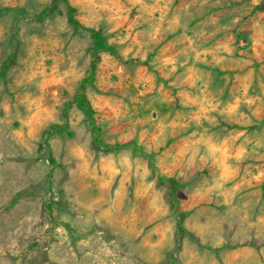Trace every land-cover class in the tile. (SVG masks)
<instances>
[{
    "label": "rangeland",
    "instance_id": "rangeland-1",
    "mask_svg": "<svg viewBox=\"0 0 264 264\" xmlns=\"http://www.w3.org/2000/svg\"><path fill=\"white\" fill-rule=\"evenodd\" d=\"M68 1L118 54L86 88L103 141L134 140L172 179L64 107L90 40L64 6L0 0L49 8L17 21L0 80V264H264V0Z\"/></svg>",
    "mask_w": 264,
    "mask_h": 264
},
{
    "label": "trees",
    "instance_id": "trees-1",
    "mask_svg": "<svg viewBox=\"0 0 264 264\" xmlns=\"http://www.w3.org/2000/svg\"><path fill=\"white\" fill-rule=\"evenodd\" d=\"M64 6V14L66 22L74 29H81L88 32L90 40L88 46V67L86 73L80 78L78 89L71 95V97L65 101L64 107H68L71 104H74L84 115L86 118L89 130L91 132V139L94 143L101 145L103 147L114 148V149H121L125 146L129 147L131 150L140 153L143 157L146 158L148 166L152 170H156L155 166L152 164V152L146 151L142 145L136 144L134 140L126 141V142H115L113 144L105 143L102 139V132L100 126L96 123L94 117V109L90 105L86 95V88L88 85L93 83L95 77V70L97 66V61L99 58L100 52H107L113 57H118V54L112 44L107 41V38L104 34H102L98 29L93 28L91 26H87L82 24L73 14V7L68 0H58ZM49 12V8H45L38 13H34L32 15L28 14L24 7L20 5H1L0 6V15L2 14H10L14 17L12 31H10L8 35V40L10 44V50L5 55L0 63V80L5 83V74L6 70L14 58L18 48V39H17V21L26 17V16H33L35 18L42 17L44 14ZM143 63H147V61H141ZM64 130V124L62 123H53L51 125L50 132H59ZM67 134H71L67 132ZM46 147L49 149V144L45 140ZM49 160L52 161V157L49 156ZM158 179L169 182L172 178L166 176L164 174L155 171ZM174 210L177 211V201L173 195L172 201ZM47 211L51 214V207L50 204H47ZM177 226L180 230L183 229V225L180 222V219L176 221Z\"/></svg>",
    "mask_w": 264,
    "mask_h": 264
}]
</instances>
